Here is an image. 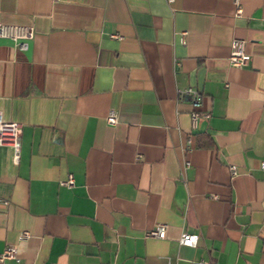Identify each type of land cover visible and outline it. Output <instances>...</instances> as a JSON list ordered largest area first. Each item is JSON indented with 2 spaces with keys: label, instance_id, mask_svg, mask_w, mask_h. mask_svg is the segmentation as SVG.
<instances>
[{
  "label": "crops",
  "instance_id": "obj_1",
  "mask_svg": "<svg viewBox=\"0 0 264 264\" xmlns=\"http://www.w3.org/2000/svg\"><path fill=\"white\" fill-rule=\"evenodd\" d=\"M239 4L0 0V23L34 27L25 50L0 38V110L21 124L18 164L0 146V264H264V0Z\"/></svg>",
  "mask_w": 264,
  "mask_h": 264
},
{
  "label": "built area",
  "instance_id": "obj_2",
  "mask_svg": "<svg viewBox=\"0 0 264 264\" xmlns=\"http://www.w3.org/2000/svg\"><path fill=\"white\" fill-rule=\"evenodd\" d=\"M166 3L170 4L174 0H165ZM236 6V13L239 14L241 11L239 0H234ZM34 36V27L25 26L18 24H3L0 23V38H8L12 40L20 50L27 48V40ZM112 38L121 39L118 34H112ZM249 59L248 54L245 50V40L240 38H234L230 44V53L228 56V62L234 67H243L247 64ZM182 98H187L191 104L190 111V123L191 129L195 130L198 127V121L201 117H208V114L202 113L200 110L201 100L197 90L193 88H186L180 91ZM106 122L110 125H114L117 122L115 112L110 111L106 116ZM20 136H21V124L11 119L5 118L3 112L0 110V146H8L13 150V163L18 164L19 162V147H20ZM192 136L191 134L186 138V152L192 150ZM190 166L189 160L184 161L183 169ZM261 168L264 169V161L261 162ZM232 175L236 174L234 166H230ZM60 185L66 187H72L74 185V178L72 174H69L65 180H61ZM147 235L155 236L158 238L165 237V226L158 224L154 229L147 232ZM30 237L29 232L22 231L18 235L19 240H25ZM198 236L193 233L183 232L178 242L180 245L194 247L197 243ZM17 259V249L14 246H5L2 252H0V263L5 260ZM166 264H171L169 261ZM197 264H209L207 262H198Z\"/></svg>",
  "mask_w": 264,
  "mask_h": 264
}]
</instances>
